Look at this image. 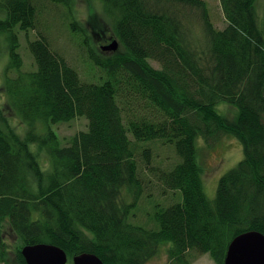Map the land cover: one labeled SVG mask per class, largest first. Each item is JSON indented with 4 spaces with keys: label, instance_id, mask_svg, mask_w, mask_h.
Instances as JSON below:
<instances>
[{
    "label": "trees",
    "instance_id": "1",
    "mask_svg": "<svg viewBox=\"0 0 264 264\" xmlns=\"http://www.w3.org/2000/svg\"><path fill=\"white\" fill-rule=\"evenodd\" d=\"M257 1L218 0L219 26L209 0H0V264H27L21 249L37 243L104 264L161 253L224 264L235 236L264 234ZM55 7L81 37L87 79L40 25ZM112 40L117 50H102ZM222 102L236 112L220 113ZM80 117L85 128L61 137L59 124ZM225 137L242 157L209 199L199 145ZM160 141L174 146L171 166L157 162Z\"/></svg>",
    "mask_w": 264,
    "mask_h": 264
},
{
    "label": "rangeland",
    "instance_id": "2",
    "mask_svg": "<svg viewBox=\"0 0 264 264\" xmlns=\"http://www.w3.org/2000/svg\"><path fill=\"white\" fill-rule=\"evenodd\" d=\"M209 3L211 7L215 8V11H216V14L219 20L217 24L219 26L224 25L222 18L220 17L221 13L219 11L218 0H209ZM257 4L264 5V0H258ZM77 8L82 16H83V13L85 15L87 14L86 13L87 6L85 4L81 3L77 6ZM59 10L61 12V8H59ZM85 17H73V19L75 20L83 19L82 21L84 22ZM70 21H71L70 19H65V21H63L60 18L59 11H57L55 7L54 9H52V11H50V15L48 16V18H45V21L40 25L48 33V35L53 39L54 45L60 49V52L65 55L69 63H71V65H75L78 71H80V73L82 74V76L87 79L88 71L85 65H83L84 63L82 59V55L85 58V54L83 52V49L79 45L81 37L74 36L72 34L73 32L69 30ZM30 34L32 33L30 32ZM20 40L21 42H23L21 37H20ZM25 43H26V40H25ZM20 52L22 53V58L24 62L22 68H24L25 64L29 65L31 63V59L28 56V54L25 53L24 50L21 49ZM7 64H8V57L4 55L3 58H0V74H1V71L4 70L3 68H5ZM88 80H91L94 82L96 78L91 77ZM0 81H2L3 83L5 81V78L3 79V76H2V80L0 79ZM235 109L236 108H234L233 106H231L230 104L226 102H222L218 106L219 112L226 116H228L227 113L229 110L231 111V114L233 115V112H236ZM80 118L81 119H78V118L74 119L70 123L69 122L60 123L59 126L58 124L53 125V127L58 126L57 129L61 137L68 138L76 131L83 130L85 128L86 118L85 117H80ZM24 129L25 127L20 126L19 131L23 132L25 131ZM198 141L199 143H201L202 140L198 139ZM160 145L158 147H155L154 145L156 156H157L156 157L157 162L164 163L167 166H171V164L177 161V158L175 161L173 160V158L176 156L173 144H166V143L164 144L161 142ZM199 148H200L199 159L201 161V165L203 168L202 177L204 181L203 183L204 192L209 199H213L215 197L216 187H217V183H218L220 176L223 175L224 172H227L229 169L234 167L237 164V161L241 159L242 147L240 143L237 141V139L233 137L231 138L225 137L222 139V141H217V143L213 145L211 144V146H207L206 144L204 145L200 144ZM71 258H69L68 262H71ZM146 264H173V263L170 262L169 259H167V256L165 253H161L160 255L149 259ZM191 264H215V263L211 259V257H209L207 253H204L198 256L197 258H195V260H193Z\"/></svg>",
    "mask_w": 264,
    "mask_h": 264
},
{
    "label": "water",
    "instance_id": "3",
    "mask_svg": "<svg viewBox=\"0 0 264 264\" xmlns=\"http://www.w3.org/2000/svg\"><path fill=\"white\" fill-rule=\"evenodd\" d=\"M117 48L118 42L112 40L102 50ZM227 246L224 264H264V234L261 232L250 230L238 234ZM21 253L27 264H66L69 260L62 248L49 243L26 245ZM71 264L104 263L96 254L80 253L71 258Z\"/></svg>",
    "mask_w": 264,
    "mask_h": 264
}]
</instances>
